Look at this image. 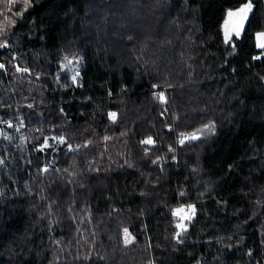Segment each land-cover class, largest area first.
I'll list each match as a JSON object with an SVG mask.
<instances>
[{"label": "trees", "instance_id": "obj_1", "mask_svg": "<svg viewBox=\"0 0 264 264\" xmlns=\"http://www.w3.org/2000/svg\"><path fill=\"white\" fill-rule=\"evenodd\" d=\"M0 13V264H264V0Z\"/></svg>", "mask_w": 264, "mask_h": 264}, {"label": "snow or ice", "instance_id": "obj_2", "mask_svg": "<svg viewBox=\"0 0 264 264\" xmlns=\"http://www.w3.org/2000/svg\"><path fill=\"white\" fill-rule=\"evenodd\" d=\"M16 3V0H6V5H7V11H11V7L12 5H14ZM29 5V0H23V10L26 11L27 10V7ZM252 9V4L249 2V3H245L241 8H239L236 12H232V11H229L228 12V17L229 18H233L235 17L236 20L232 22V27L229 28L227 27V25L229 24V20H226L225 21V25H226V28H225V42H228L229 38H230V33L232 31H234L236 33L237 36H239L240 34V29L242 28L243 26V21L247 18L248 16V13L251 11ZM0 15H3V21L4 23H0V37L2 36H5L7 35V32L5 30V24H9V25H12L14 26L16 21L13 19V20H10L9 17L7 15H4L2 13H0ZM16 15L22 17L23 16V11H20V10H17L16 12ZM8 43L6 40H3V41H0V48H4V47H8ZM258 48H261V49H264V32H261V33H258L257 34V45H256ZM259 58V57H257ZM67 59V58H66ZM69 63H72V61H69ZM5 66L3 64H0V69H3ZM18 72L19 71H24V72H27L28 69H20L19 67H17L16 69ZM78 75V73H77ZM76 79V76H73V80L75 81ZM153 87H156L155 85ZM157 99L163 101L165 98H164V93L161 92L157 95ZM113 118L115 117V113H112L110 114ZM8 127H13V125L8 122ZM20 127H23V124L21 123L20 124ZM205 129L208 131V132H212L214 130V125H205ZM19 130V129H17ZM199 131V130H198ZM182 136L184 134H181ZM190 137L191 139H197V135L196 133H191L190 134ZM7 138V137H5ZM61 142H63V138H61ZM142 144H146V145H151L154 143L152 137H147L145 140L141 141ZM180 143H184V140L182 139L180 141ZM171 150V149H170ZM145 151L147 152V149H145ZM4 163V160L3 159H0V164H3ZM184 209L181 208V209H177L175 210L176 214H179L180 212H183ZM188 211L192 212L194 214L195 212V209L193 206L189 205L188 206ZM177 227L180 228L182 227V225L180 224H177ZM124 233H125V244L129 243V233H128V229H124ZM181 233L177 232L176 233V237H177V240L179 242V237H180ZM88 257H85V259H87Z\"/></svg>", "mask_w": 264, "mask_h": 264}, {"label": "rangeland", "instance_id": "obj_3", "mask_svg": "<svg viewBox=\"0 0 264 264\" xmlns=\"http://www.w3.org/2000/svg\"><path fill=\"white\" fill-rule=\"evenodd\" d=\"M237 10H238V9H236V10H232V12H236ZM134 15H135V12L130 14L131 17H134ZM248 15H249V13H248ZM247 18H248V16H247ZM247 18L243 21V26H242V28L240 29V33L242 32V30H243V28H244V26H245V23H246ZM226 20H229V21H230L229 24L227 25V27L231 28V27H232V22L235 21L236 18H235V17H233V18H229L228 15H227ZM226 20H225V21H226ZM225 28H226V25H225V23H224V27H223V29H224V35H225ZM233 35H236V33H235L234 31H232V32L230 33V38H231V36H233ZM230 38H229V39H230ZM182 208L184 209V211L179 213L180 216H183L184 219H185L186 217H188L189 215L191 216V212L188 211V207H187V208H186V207H182ZM180 209H181V208H180ZM180 225H182V227H180V228H183V227H184L183 224H180Z\"/></svg>", "mask_w": 264, "mask_h": 264}, {"label": "crops", "instance_id": "obj_4", "mask_svg": "<svg viewBox=\"0 0 264 264\" xmlns=\"http://www.w3.org/2000/svg\"><path fill=\"white\" fill-rule=\"evenodd\" d=\"M256 43H257V35H256Z\"/></svg>", "mask_w": 264, "mask_h": 264}, {"label": "built area", "instance_id": "obj_5", "mask_svg": "<svg viewBox=\"0 0 264 264\" xmlns=\"http://www.w3.org/2000/svg\"><path fill=\"white\" fill-rule=\"evenodd\" d=\"M191 215H192V212H191Z\"/></svg>", "mask_w": 264, "mask_h": 264}]
</instances>
